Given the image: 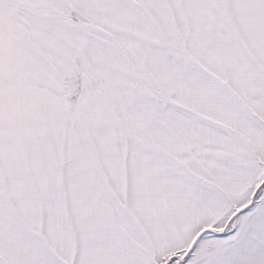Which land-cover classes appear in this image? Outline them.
<instances>
[{
  "label": "snow or ice",
  "instance_id": "obj_1",
  "mask_svg": "<svg viewBox=\"0 0 264 264\" xmlns=\"http://www.w3.org/2000/svg\"><path fill=\"white\" fill-rule=\"evenodd\" d=\"M0 264H264V0H0Z\"/></svg>",
  "mask_w": 264,
  "mask_h": 264
}]
</instances>
